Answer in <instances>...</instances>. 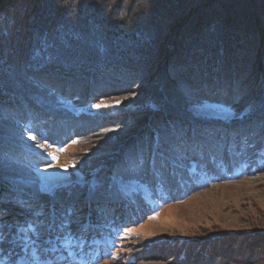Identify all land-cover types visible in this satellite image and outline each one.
<instances>
[{
	"label": "rangeland",
	"instance_id": "374dc122",
	"mask_svg": "<svg viewBox=\"0 0 264 264\" xmlns=\"http://www.w3.org/2000/svg\"><path fill=\"white\" fill-rule=\"evenodd\" d=\"M1 21L4 264H264V133L257 134L264 124L189 123L195 131L189 136L166 103L159 112L169 114L164 123L181 136L158 141L146 124L147 84L112 95L44 85L25 65L32 40L19 34L22 18ZM251 73L244 75L249 81ZM240 87L233 98L198 110L233 115V107L218 102H235L238 110L241 98L258 91L255 84Z\"/></svg>",
	"mask_w": 264,
	"mask_h": 264
},
{
	"label": "trees",
	"instance_id": "16d2710c",
	"mask_svg": "<svg viewBox=\"0 0 264 264\" xmlns=\"http://www.w3.org/2000/svg\"><path fill=\"white\" fill-rule=\"evenodd\" d=\"M24 1L0 0V11L6 10L0 22L9 14L22 18L19 34L29 33L32 40L25 65H32L40 83L84 95L94 90L136 93L147 84L146 124L158 141L181 136L165 124L169 114L159 112L166 103L175 107L171 117L185 124L189 136L195 133L189 123L211 128L248 120L264 124V0H32L28 7ZM7 31L1 32L7 36ZM250 73L253 81L244 76ZM252 84L259 92L241 98L238 110L235 102H222ZM225 87L234 93L213 94ZM179 89L182 96L170 97ZM215 98L233 107V115L198 110L201 103L216 104ZM262 133L257 132L258 138Z\"/></svg>",
	"mask_w": 264,
	"mask_h": 264
},
{
	"label": "bare ground",
	"instance_id": "6f19581e",
	"mask_svg": "<svg viewBox=\"0 0 264 264\" xmlns=\"http://www.w3.org/2000/svg\"><path fill=\"white\" fill-rule=\"evenodd\" d=\"M162 179V178H161ZM179 194H181V193H179ZM176 195V194H175ZM109 225V224H108ZM66 227V226H65ZM72 227V226H71ZM104 227V226H103ZM82 234V233H81ZM78 237V236H77ZM105 238V237H104ZM7 239V238H6ZM90 239V238H89ZM88 239V240H89ZM99 240V239H98ZM7 241H9V240H7ZM12 241V240H11ZM106 241V240H105ZM82 242V241H81ZM100 242V241H99ZM7 244V243H6ZM5 245V244H4ZM12 246V245H11Z\"/></svg>",
	"mask_w": 264,
	"mask_h": 264
},
{
	"label": "snow or ice",
	"instance_id": "6c2138e0",
	"mask_svg": "<svg viewBox=\"0 0 264 264\" xmlns=\"http://www.w3.org/2000/svg\"><path fill=\"white\" fill-rule=\"evenodd\" d=\"M0 264H4V262H3V260H2V259H0Z\"/></svg>",
	"mask_w": 264,
	"mask_h": 264
}]
</instances>
